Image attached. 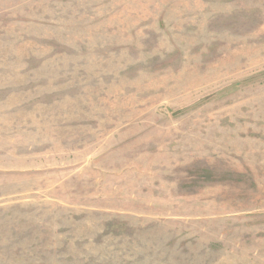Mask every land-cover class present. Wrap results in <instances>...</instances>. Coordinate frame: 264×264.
Wrapping results in <instances>:
<instances>
[{
  "label": "rangeland",
  "instance_id": "rangeland-1",
  "mask_svg": "<svg viewBox=\"0 0 264 264\" xmlns=\"http://www.w3.org/2000/svg\"><path fill=\"white\" fill-rule=\"evenodd\" d=\"M0 264H264V0H0Z\"/></svg>",
  "mask_w": 264,
  "mask_h": 264
}]
</instances>
